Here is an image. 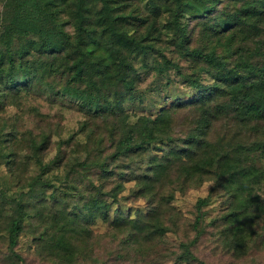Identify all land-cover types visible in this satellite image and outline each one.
I'll list each match as a JSON object with an SVG mask.
<instances>
[{
	"label": "trees",
	"instance_id": "obj_1",
	"mask_svg": "<svg viewBox=\"0 0 264 264\" xmlns=\"http://www.w3.org/2000/svg\"><path fill=\"white\" fill-rule=\"evenodd\" d=\"M70 2L73 34L66 38L60 28L45 23L50 0H5L0 13V93L25 95L27 80L17 82L14 74L26 69L29 51L15 46L14 40L38 34V51L46 52L49 68L67 75L68 91L87 119L101 120L103 131L88 128L86 123L81 127L84 141L75 143L82 147L84 157L67 161L65 195L47 196L51 180L46 178L49 169L42 154L49 135L28 130L16 138L15 129L1 127L0 160L8 176L18 181L33 160L39 173L16 187V194L0 189V262H24L18 252L21 236L30 237L41 259L51 264L95 261L89 245L96 220L107 224L116 238L121 237L124 248L140 254L148 247L153 249L151 243L163 239L177 224L174 213L163 208L169 196H157L171 171H176L183 184L212 181L222 197L220 215L207 225L203 208L210 196L197 199L190 224L194 238L179 242L172 264H205L192 248L207 227L215 224L214 236L235 258L243 257L257 243L264 249V224L256 222L253 227L251 220L252 211H264L253 190L264 179L257 163L264 153V135L246 143L210 139L213 121L229 113L243 126L264 130V0H170L168 27L177 36V48L202 66L200 70L210 75L211 82L201 83L195 73L186 76L196 96L177 99L155 115H140L133 122L125 109L139 82L131 55L145 57L155 49V19L124 13L112 0ZM151 9L153 13L158 10L155 0H151ZM189 18L198 20L206 39L225 34L231 48L228 35L234 37L238 32L254 47L238 48L230 56H221L213 48L190 47L188 24L182 21ZM159 55L158 73L175 67ZM185 108H194L198 116L181 138H174L173 114ZM15 139L17 147L25 145L29 151L26 164L17 161V148L11 145ZM130 182V194L144 198L146 208L133 214L120 208L111 211Z\"/></svg>",
	"mask_w": 264,
	"mask_h": 264
},
{
	"label": "rangeland",
	"instance_id": "obj_2",
	"mask_svg": "<svg viewBox=\"0 0 264 264\" xmlns=\"http://www.w3.org/2000/svg\"><path fill=\"white\" fill-rule=\"evenodd\" d=\"M71 0H50L51 4L46 8L49 18L46 19V25L56 26L62 31L66 38L73 34L72 22L70 17ZM114 6L120 11L134 13L143 18H153L156 21L155 28L158 40L155 42V49L142 57L141 55H131L133 65L139 78L134 96L127 100L125 109L133 122L140 115L153 116L157 111L169 106L177 99L181 101L191 99L196 96L194 88L189 87L185 82L186 76L196 74L203 84L211 82L208 73L200 70L202 66L196 65L186 56H183L177 48V36L168 27L169 13L167 11L170 0H155V13L151 9V0H112ZM5 0L0 1V13ZM99 8L98 5H96ZM183 22L188 24L189 34L191 35L190 47H200L205 50L213 48L217 54L230 56L231 52L238 48H253L254 43L250 39L242 37V33H235L234 37L228 35L230 44L225 34L217 37L212 36L208 39L202 35V28L197 23L198 20L185 19ZM145 24L142 25V30ZM129 29H135V26L127 24ZM2 33L0 25V34ZM261 33V38H263ZM66 40V39H65ZM38 34L31 33L22 39L14 40L15 46L27 48L29 55L26 61V69L14 74V80L20 82L27 80L28 88L23 97L18 95L0 93V129L7 125V129L25 133L31 130L34 134L44 132L49 135V144L47 150L42 154V159L47 164L49 172L46 178L51 180L49 187L46 188V195L64 194L66 188L65 178L67 170V161L84 157V153L78 148L76 140L84 141V132L81 127L86 123L88 128L103 131L101 120H89L83 113L84 109L79 106L77 98L71 94L66 87L67 75H61L55 68H49V59L46 52L40 53ZM65 41H63V44ZM230 48V49H229ZM160 53L172 62L175 67L170 66L163 73H158L155 69L157 62H160ZM198 71V73H196ZM27 74L26 77L23 74ZM4 92V91H3ZM7 92V89H5ZM3 94V96H2ZM22 98V99H21ZM21 99V100H20ZM198 112L194 108L178 109L173 114L174 138H181L193 125ZM211 141L220 139L233 142H251L264 135V130H252L243 126L233 119L231 113L221 115L212 123ZM71 136H74L70 139ZM11 145L17 148L18 162L23 161L26 164V157L29 155L27 147L19 148L16 146L18 139L13 140ZM68 142V143H67ZM21 146V145H18ZM19 148V149H18ZM60 155L63 159L58 160ZM34 161V160H33ZM30 161L28 170L18 181H13V176H8L7 168L1 164L0 160V189L9 190L16 194V187L24 185L25 180L32 179L39 173L38 165ZM59 165L57 166V163ZM258 166L264 171V153L262 158L257 161ZM176 171H171L169 180L164 182L157 189V196L168 197V202L163 206L164 210L174 213L177 224L168 232L163 239L156 240L154 248L136 252L137 250L124 248L121 243V237H115L107 224L100 220L92 224L93 235L90 240L91 257L95 261L81 260L77 264H172L174 252L178 251L180 241H187L194 238L195 232L190 226L194 218V205L198 198L210 196L209 204L203 208L206 212L205 224L212 218H217L222 209V197L219 195V189L214 187L212 181H203L201 184H191L180 182ZM133 183H126L124 191L119 195V202L113 203L111 211L115 208L122 209L125 213H134L137 209L143 210L147 206L144 198L134 197L130 194V188ZM254 193L258 195L264 210V179L254 186ZM65 195V194H64ZM67 196V195H66ZM262 212V213H261ZM251 212L252 226L256 222L259 225L264 224V211ZM176 214V215H175ZM217 224L208 226L206 232L201 235L193 246L194 255L205 264H264V249L260 244H255L253 248L248 249V253L241 258H235L227 251L216 239L213 231ZM215 227V228H214ZM18 252L23 257L22 264H51L42 260L32 245L31 238L21 236L19 240ZM0 264H2L0 262ZM3 264H7L4 263Z\"/></svg>",
	"mask_w": 264,
	"mask_h": 264
}]
</instances>
